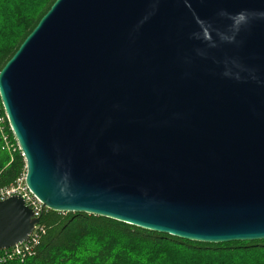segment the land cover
I'll list each match as a JSON object with an SVG mask.
<instances>
[{
  "label": "water",
  "instance_id": "water-1",
  "mask_svg": "<svg viewBox=\"0 0 264 264\" xmlns=\"http://www.w3.org/2000/svg\"><path fill=\"white\" fill-rule=\"evenodd\" d=\"M0 99L46 209L264 241V0H57ZM39 222L0 202V252Z\"/></svg>",
  "mask_w": 264,
  "mask_h": 264
},
{
  "label": "trees",
  "instance_id": "trees-1",
  "mask_svg": "<svg viewBox=\"0 0 264 264\" xmlns=\"http://www.w3.org/2000/svg\"><path fill=\"white\" fill-rule=\"evenodd\" d=\"M57 0H0V73ZM0 112L4 110L0 99ZM0 137V190L26 162L5 118ZM34 254L0 264H264V241L205 244L145 231L103 217L44 210ZM3 253L0 252V256Z\"/></svg>",
  "mask_w": 264,
  "mask_h": 264
},
{
  "label": "built area",
  "instance_id": "built-area-1",
  "mask_svg": "<svg viewBox=\"0 0 264 264\" xmlns=\"http://www.w3.org/2000/svg\"><path fill=\"white\" fill-rule=\"evenodd\" d=\"M4 116L5 117H3L0 112V137L3 139L5 147H7L8 151H15V147L9 144L8 138L5 134L4 123L5 118L7 120V117L6 114ZM16 196L23 199L26 207H28L33 212V216L37 219H40L44 210H48L28 188L26 184V171L11 186L0 190V202L6 201ZM42 230L43 228L40 226V224H37L26 242L19 243L9 250L2 251L3 255L0 256V263L14 260L24 261L28 257H31L34 254V246L37 244L39 233Z\"/></svg>",
  "mask_w": 264,
  "mask_h": 264
},
{
  "label": "rangeland",
  "instance_id": "rangeland-1",
  "mask_svg": "<svg viewBox=\"0 0 264 264\" xmlns=\"http://www.w3.org/2000/svg\"><path fill=\"white\" fill-rule=\"evenodd\" d=\"M7 136V135H6Z\"/></svg>",
  "mask_w": 264,
  "mask_h": 264
}]
</instances>
